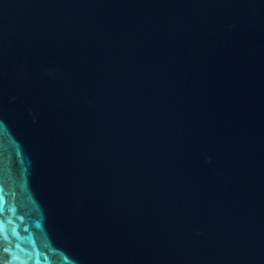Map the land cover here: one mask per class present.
Instances as JSON below:
<instances>
[{
    "label": "water",
    "instance_id": "water-1",
    "mask_svg": "<svg viewBox=\"0 0 264 264\" xmlns=\"http://www.w3.org/2000/svg\"><path fill=\"white\" fill-rule=\"evenodd\" d=\"M0 264H264V0H0Z\"/></svg>",
    "mask_w": 264,
    "mask_h": 264
}]
</instances>
